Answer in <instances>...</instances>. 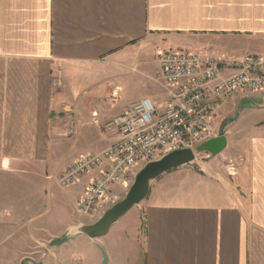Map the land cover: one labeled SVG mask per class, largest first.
I'll use <instances>...</instances> for the list:
<instances>
[{
    "label": "crops",
    "instance_id": "obj_1",
    "mask_svg": "<svg viewBox=\"0 0 264 264\" xmlns=\"http://www.w3.org/2000/svg\"><path fill=\"white\" fill-rule=\"evenodd\" d=\"M146 44L264 55V0H0V264H27L45 242H53L47 257L69 264L86 243L85 234L70 233L86 220L71 212L60 229L52 216L53 208L73 209L81 186L45 190L79 153L107 146L100 122L145 95L162 104L153 88L129 99L118 85ZM62 76L63 90L53 83ZM116 89L122 101L110 106L105 98ZM226 108L220 112L245 122L237 167L213 177L182 166L153 180L134 213L92 241L108 264H264V94ZM68 111L77 118L73 132ZM66 144L59 161L55 152ZM95 247L85 251L87 264L100 261Z\"/></svg>",
    "mask_w": 264,
    "mask_h": 264
},
{
    "label": "built area",
    "instance_id": "obj_2",
    "mask_svg": "<svg viewBox=\"0 0 264 264\" xmlns=\"http://www.w3.org/2000/svg\"><path fill=\"white\" fill-rule=\"evenodd\" d=\"M155 62L163 103L142 96L100 122L101 132L111 139L107 146L79 153L55 178L62 190L81 186L72 202L81 218L97 220L119 202L146 163L219 136L218 115L223 108L238 98L264 94V55L213 57L170 49L158 51ZM53 83L61 87L62 78ZM108 98L112 105L122 101L117 89ZM65 117L73 132L76 116L70 111ZM93 121L99 122L97 117ZM229 165L236 166V160Z\"/></svg>",
    "mask_w": 264,
    "mask_h": 264
},
{
    "label": "rangeland",
    "instance_id": "obj_3",
    "mask_svg": "<svg viewBox=\"0 0 264 264\" xmlns=\"http://www.w3.org/2000/svg\"><path fill=\"white\" fill-rule=\"evenodd\" d=\"M159 49L160 48H157L154 45L150 46V45L146 44L144 46V48L142 49L140 55H139L140 63L136 62L135 64H133V67L131 68L133 72L129 75L126 74L127 76L124 75L125 77L123 76L120 79L119 84H118L119 87H121L123 89L125 86H127L128 90H129L127 98L133 99L136 96L142 94L143 92L149 90V88H153V90L155 92V93L153 92L154 93L153 97H155V99H157L160 103H163V100L165 98H164V94L162 93L163 90H162L161 84L159 82L158 66L155 62V55ZM162 49H164V48H162ZM257 55H263V54H257ZM104 69H105V67H102L101 69L97 70L96 73H99V72L103 71ZM125 72L126 71H122L123 74ZM117 73L120 74L119 72H117ZM61 78H62L63 84H62L60 89L61 90L67 89L66 88L67 81H68L67 78L66 77L64 78V76H62ZM88 81H90V83H94V82H92V80L90 78L88 79ZM95 85H98V84H95ZM110 93H109V95H110ZM109 95L105 98V102L111 106V103H110L109 98H108ZM137 99H135V100H137ZM225 111H226V113L220 112V114L218 115V123L220 126V134L219 135H226L227 140L229 137L230 145L226 146V148L217 155H211L207 152L197 153L196 158L193 162L186 164V165H183V167L181 166L183 169H191L193 171H198V172L209 174L210 176L216 177L219 175L227 176V173H228L230 168L237 167V166H234V167L230 166L229 162H230V160L231 161L236 160L235 159L236 154H234L235 153L234 150L236 149L234 147L235 142H236L235 140H236V138H238L240 136L239 134H241L243 132L245 122L240 121L237 124L235 122L236 115H233V112L231 113V111H228V110H225ZM103 115H104V112H103ZM110 117H112V116H110ZM222 119H224V120L222 121ZM92 121H93V119H92ZM68 148H69V146L67 144L64 146L61 145L60 148H58V150L55 152L56 154H58L57 156H58L59 161L61 160L63 154L68 151ZM236 162H238V160ZM236 165H237V163H236ZM49 183L47 184V185H49V187L47 186V189L45 191H47V193H49L50 195H52V193L55 190H62L55 184L53 178L51 180H49ZM46 199L47 198L45 197V201H46ZM137 207L138 206L133 207V209L130 210L126 215L131 216L134 213V211H133L134 208H137ZM55 211H56V209L53 208L52 216L54 214H56L57 221L55 224H57V226L60 227V229L64 225V221L66 220V216L69 213L72 212V215L75 216L74 215L75 211L73 209H71V207H67L66 211L60 210L57 213H55ZM45 218H49V214H47L45 216ZM84 220H86L87 222L96 221V220H88V219H84ZM77 225H79V224H76L75 226H77ZM75 226H73V227H75ZM73 234H75V233H73ZM69 236L71 237L72 234H69ZM99 238H97V239H89L88 238L86 240V243L82 245L81 249L74 251L70 255L69 264H87L89 262V260L87 257L88 254H86L85 251L91 247L96 248L95 246H97L99 249L98 250L99 251L98 259H100V261H98V264H108L106 254L102 250V248L99 245L92 243V241L93 242L99 241ZM45 244H46L45 245V251L43 252L44 255L42 254L41 256L36 257V258H34V260L28 259L29 261H27V264H55V262L53 261V259L51 257H47V254H48L47 247H52L51 245H53V242H50V243L45 242ZM100 253H102V255H100ZM93 255L95 256V254H93ZM93 255H92V257H93ZM43 256H45L44 260H42ZM101 257H103L102 261H101ZM94 260H92L93 264L95 263Z\"/></svg>",
    "mask_w": 264,
    "mask_h": 264
},
{
    "label": "water",
    "instance_id": "obj_4",
    "mask_svg": "<svg viewBox=\"0 0 264 264\" xmlns=\"http://www.w3.org/2000/svg\"><path fill=\"white\" fill-rule=\"evenodd\" d=\"M227 144V136L219 135L198 144L195 148L184 147L176 149L146 163L136 173L132 185L119 202L108 208L96 221L80 223L72 228L70 233L85 234L90 239L104 236L116 222L133 207L140 205L148 196L153 180L168 171L193 162L197 153L207 152L211 155H217L226 148ZM44 259L45 256H43L42 260Z\"/></svg>",
    "mask_w": 264,
    "mask_h": 264
},
{
    "label": "trees",
    "instance_id": "obj_5",
    "mask_svg": "<svg viewBox=\"0 0 264 264\" xmlns=\"http://www.w3.org/2000/svg\"><path fill=\"white\" fill-rule=\"evenodd\" d=\"M223 123V122H222Z\"/></svg>",
    "mask_w": 264,
    "mask_h": 264
}]
</instances>
